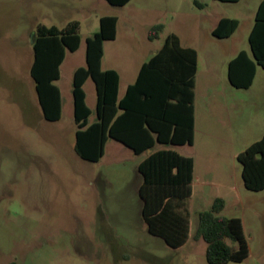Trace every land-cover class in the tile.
I'll use <instances>...</instances> for the list:
<instances>
[{
    "label": "rangeland",
    "instance_id": "374dc122",
    "mask_svg": "<svg viewBox=\"0 0 264 264\" xmlns=\"http://www.w3.org/2000/svg\"><path fill=\"white\" fill-rule=\"evenodd\" d=\"M258 2L132 0L121 8L105 0H0V264H208L205 242L193 239L197 214L210 204L199 201L204 189L210 198L225 197L222 216L243 220L248 256L227 264H264V190L245 189L234 156L264 131L260 112L241 106L224 113L226 119H233L236 112H246L240 117L244 139L233 147L219 144L213 155L207 154L206 163L213 159L220 174L213 179L219 187L208 177L195 180L193 196L186 201L189 239L172 249L147 232L141 217L137 194L141 176L136 166L143 156L111 138L98 162L84 161L75 154L71 95L72 69L84 63L85 40L98 31L102 15L119 17L116 44L111 45L122 54L119 67L141 60L140 52L151 46L149 27L162 23L165 28L154 47L165 35L175 33L182 45L197 51L198 107L204 88L236 90L228 83L226 64L238 50L251 55L248 34ZM201 6L207 9L202 11ZM213 15L239 22L231 39L211 35ZM71 22L78 23L80 48L65 53L60 79L55 82L61 91V115L56 121H47L29 75L32 33L39 25L63 28ZM85 91L91 110L88 123H92L96 98L91 80ZM237 92L242 100L257 97L264 109V70L256 65L251 88ZM157 148L179 150L162 144ZM204 166H199L202 176ZM234 187L241 192V204L231 190Z\"/></svg>",
    "mask_w": 264,
    "mask_h": 264
},
{
    "label": "trees",
    "instance_id": "16d2710c",
    "mask_svg": "<svg viewBox=\"0 0 264 264\" xmlns=\"http://www.w3.org/2000/svg\"><path fill=\"white\" fill-rule=\"evenodd\" d=\"M105 1L111 6L123 7L131 0ZM216 1L236 3L239 0ZM116 23L114 16L99 19L98 31L85 40V65L73 72L71 95L76 126L73 150L80 159L93 163L103 157L108 138L135 155L150 150L137 166L141 176L137 191L141 217L150 235L177 249L189 239L190 213L186 201L192 192L193 161L174 150L154 147L193 143L197 53L193 48L181 46L176 35H167L119 99L117 72L101 68L103 42L115 38ZM237 25L235 19L222 18L211 35L226 39ZM162 30V24L154 25L148 31V39H157ZM32 34L29 75L43 118L56 121L61 115V97L55 82L60 78L66 51L76 52L80 46L78 23L71 22L63 28L39 25ZM248 44L251 59L240 51L227 65V80L237 89L251 86L256 65L264 70V0L255 12ZM87 80L93 82L96 98V120L92 123H88L91 110L86 105L83 89ZM236 160L241 166L245 189L263 191L264 135L238 153ZM223 208V200L217 198L209 210L197 214L193 239L205 242L208 264L239 263L248 256L241 220L220 215Z\"/></svg>",
    "mask_w": 264,
    "mask_h": 264
},
{
    "label": "crops",
    "instance_id": "0c3cea01",
    "mask_svg": "<svg viewBox=\"0 0 264 264\" xmlns=\"http://www.w3.org/2000/svg\"><path fill=\"white\" fill-rule=\"evenodd\" d=\"M131 1H129L125 6H123L121 8L127 7V5H129ZM261 1L262 0H259L258 5ZM258 5H257V7H258ZM206 9H207L206 7L201 8L202 11H204ZM256 10H257V8H256ZM104 16L116 17L117 23H116L115 38L111 41L103 42V56L101 59V68L103 70H114L117 72V74L119 76L118 98L120 99L124 95L126 88L135 81L141 65L143 63L147 62L160 49L165 37L169 34H174L178 38H179V36L175 33H168L162 39V43L160 45L155 46V47H154V43H158L161 34L159 35V37L157 39H155L153 41H150L147 37V40L149 41L151 46L149 48L147 47L146 51L140 52V56L141 57L143 56L141 58V60L135 62L133 64V66L119 67V59L121 58L122 54L120 52H118V48L116 46H111V45L116 44V39H117V34H118L119 17L117 15H102V16L98 17V22H99V19L101 17H104ZM215 16L214 15L212 16V18L215 21H214V26L210 32L213 31V29L216 27V25L220 19L228 18V17H223V16H216V18H215ZM254 17H255V15H254ZM229 19H234V18H229ZM156 24H162V23H154L153 25H151L149 27V29ZM238 26H239V22H238L237 27ZM164 28L165 27L163 25V30H164ZM149 29H148V31H149ZM236 29H235V31H236ZM251 29H252V27H251ZM251 29H250V31H251ZM148 31H147V36H148ZM235 31L233 32V34L230 37H228L226 39H219V40L231 39L232 36L234 35ZM250 31H249V33H250ZM179 41H180L181 46L190 47L196 51V49L192 46L182 45L180 38H179ZM240 51H244L246 53V55L251 59V55H249V53L246 50H244V49L238 50L235 53V55H233V57H231L227 61L226 77H227V65H228L229 61L232 60L234 57H236ZM196 53H197V51H196ZM197 60H198V54H197ZM61 65H60V67H61ZM84 65H85V60H84L83 64L73 67L72 75H73V72L75 69H77L78 67H82ZM208 73H209V75L212 74L210 71ZM255 75H256V67H255ZM255 75H254L251 86L254 83ZM60 76H61V72H60ZM196 78H197V72H196ZM196 78H195L194 101H193V107H194L193 143L191 146H188V145L176 146L179 148V150H176V152L179 155H182L184 157H189L193 161L191 197L193 196V193H194L193 188H194L195 180H197V178L208 177V179H212V180H210V183L213 186H215L216 188L219 187V184L216 182H213V179L217 176V174L218 175H220V174H219V172H217V170L215 168L213 159L210 161V164L206 163L208 160V157H209V155H207V154L210 153L211 155H213L215 153V151L217 150V146H219V144H227L228 146L233 147L235 145L240 144L242 142V138L244 139V136H245L244 128L245 127H244V125H242V123H240V120H241L242 116L246 115V112H244V111L236 112V114H233V119H229V118L226 119L224 116V113L227 110H229L230 108L235 109L236 107L242 106L244 108V107L248 106L252 110H257V112H260L261 113L260 115H262L261 119L264 120V109L261 106V103L257 97H252L249 101H246V100H242L240 98V96H238L239 92H237V91H240V90L248 91L251 88V86L247 89L233 88L236 90H232L230 88L224 89V88H216V87L204 88L202 95H201V97H202L201 105H200V107H198L197 102H196V94H195L196 83H197ZM71 83H72V81H71ZM87 83H88V80L84 83V86H83V89L85 92V101H86L85 87H86ZM71 90H72V88H71ZM59 91H60V89H59ZM60 97H61V91H60ZM242 110H244V109H242ZM263 135H264V131L261 133L260 137L257 140H259ZM157 145L158 144L155 145L154 149L160 150L157 148ZM185 147H188V148H185ZM198 147H201V149H199ZM180 150H182V151H180ZM240 152L241 151L235 153V155H234L235 158H236L237 154ZM149 153L146 152L144 154L139 155V156H143V158H141V160L137 163V166ZM201 164L205 165L204 166L205 170L203 171V176H202V173H201L200 168H199V166ZM137 166H136V168H137ZM204 172H207V173H204ZM140 182L138 183V187L140 185ZM138 187H137V191H138ZM231 190L235 191L236 199H237L238 203L241 204L242 199H241L240 190L238 188H235V187L232 188ZM201 192H202V196L199 198V201L203 200V201L210 202L208 210L211 208L213 201L217 198L222 199L224 202V208L226 207V199L223 195H218L216 197L210 198V196L208 194L209 192L207 190L204 189ZM224 208H223V210H224ZM202 211H206V210H202ZM199 212H201V211H199ZM253 214L257 215V213L255 211L253 212ZM220 215H222V212L220 213ZM230 218L240 219L241 223H242V227H243V232H244L243 220L240 217H230ZM189 232H190V229H189Z\"/></svg>",
    "mask_w": 264,
    "mask_h": 264
},
{
    "label": "water",
    "instance_id": "95a60500",
    "mask_svg": "<svg viewBox=\"0 0 264 264\" xmlns=\"http://www.w3.org/2000/svg\"><path fill=\"white\" fill-rule=\"evenodd\" d=\"M33 43V39L31 38V44ZM148 153L150 152V150L147 151Z\"/></svg>",
    "mask_w": 264,
    "mask_h": 264
}]
</instances>
